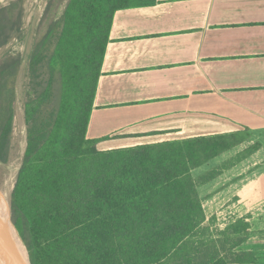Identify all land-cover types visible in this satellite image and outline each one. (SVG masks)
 <instances>
[{"label":"trees","instance_id":"trees-1","mask_svg":"<svg viewBox=\"0 0 264 264\" xmlns=\"http://www.w3.org/2000/svg\"><path fill=\"white\" fill-rule=\"evenodd\" d=\"M53 1L29 58L26 147L11 193L30 264H255L243 249L244 219L222 230L206 220L197 186L217 171L192 177L247 131L105 151L86 137L114 14L157 0H67L49 19ZM22 12L21 0L0 7V49ZM20 65L19 55L0 60V163L9 159Z\"/></svg>","mask_w":264,"mask_h":264},{"label":"crops","instance_id":"crops-1","mask_svg":"<svg viewBox=\"0 0 264 264\" xmlns=\"http://www.w3.org/2000/svg\"><path fill=\"white\" fill-rule=\"evenodd\" d=\"M109 38L87 139L105 151L247 131L192 177L217 171L197 186L206 220L244 219L243 249L264 264V0H157L117 11Z\"/></svg>","mask_w":264,"mask_h":264},{"label":"rangeland","instance_id":"rangeland-1","mask_svg":"<svg viewBox=\"0 0 264 264\" xmlns=\"http://www.w3.org/2000/svg\"><path fill=\"white\" fill-rule=\"evenodd\" d=\"M15 0H0V7L6 6L8 3ZM50 0H21L22 6V19L20 31L14 33L12 39L9 43L0 49V60L2 57L19 55L21 65L17 75L16 86H15V106H14V121H13V132L11 138V148L9 153V159L7 163H0V191L2 193L3 185L8 181L10 183L11 189L7 195V203L10 205L11 193L14 188L16 177L19 168L22 164V159L26 147V127L24 122V103H25V92L27 85V74H28V63L30 54L37 39L38 32L40 29V22L44 14L45 8ZM67 0L53 1V6L48 14V18L59 17ZM40 15V16H39ZM43 26L41 27V29ZM21 112V113H20ZM21 118V119H20ZM21 121V122H19ZM257 148V144L250 146L249 149L240 153L230 162L231 164L239 162L242 160L249 151H254ZM255 152V151H254ZM250 171V169L246 170ZM225 218V217H224ZM234 218L233 216H226L225 220L221 217L216 220L215 227L219 230L224 229V224ZM217 219V218H216ZM224 223V224H222Z\"/></svg>","mask_w":264,"mask_h":264},{"label":"water","instance_id":"water-1","mask_svg":"<svg viewBox=\"0 0 264 264\" xmlns=\"http://www.w3.org/2000/svg\"><path fill=\"white\" fill-rule=\"evenodd\" d=\"M11 202L0 191V264H30L27 248L12 222Z\"/></svg>","mask_w":264,"mask_h":264},{"label":"bare ground","instance_id":"bare-ground-1","mask_svg":"<svg viewBox=\"0 0 264 264\" xmlns=\"http://www.w3.org/2000/svg\"><path fill=\"white\" fill-rule=\"evenodd\" d=\"M40 16V15H39ZM21 113V112H20ZM21 119V118H20ZM19 122H21V121H19ZM11 152V151H10ZM10 189H11V186H10V183L7 181L4 185H3V187H2V193H1V195H2V199H3V201H4V203H6V204H8L7 203V195H8V193L10 192Z\"/></svg>","mask_w":264,"mask_h":264}]
</instances>
